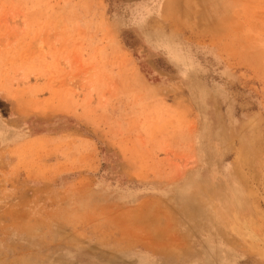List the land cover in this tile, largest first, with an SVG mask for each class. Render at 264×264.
Masks as SVG:
<instances>
[{"label": "rangeland", "instance_id": "rangeland-1", "mask_svg": "<svg viewBox=\"0 0 264 264\" xmlns=\"http://www.w3.org/2000/svg\"><path fill=\"white\" fill-rule=\"evenodd\" d=\"M0 264H264V0H0Z\"/></svg>", "mask_w": 264, "mask_h": 264}, {"label": "bare ground", "instance_id": "bare-ground-1", "mask_svg": "<svg viewBox=\"0 0 264 264\" xmlns=\"http://www.w3.org/2000/svg\"><path fill=\"white\" fill-rule=\"evenodd\" d=\"M206 209V208H205ZM208 210V209H207ZM204 212V211H203ZM207 212V211H206ZM204 214V213H203ZM208 215H209V213H208ZM206 216V215H205ZM210 218V217H209ZM213 222V221H212ZM217 223V222H216Z\"/></svg>", "mask_w": 264, "mask_h": 264}]
</instances>
